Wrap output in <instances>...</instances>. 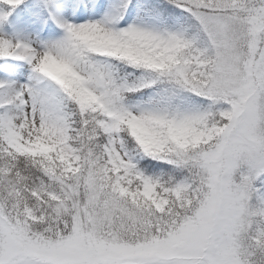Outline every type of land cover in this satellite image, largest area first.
<instances>
[{"label":"snow or ice","instance_id":"1","mask_svg":"<svg viewBox=\"0 0 264 264\" xmlns=\"http://www.w3.org/2000/svg\"><path fill=\"white\" fill-rule=\"evenodd\" d=\"M0 264H264V0H0Z\"/></svg>","mask_w":264,"mask_h":264}]
</instances>
